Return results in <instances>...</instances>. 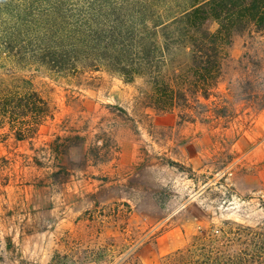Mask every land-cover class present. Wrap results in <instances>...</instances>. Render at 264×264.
<instances>
[{"label": "rangeland", "instance_id": "obj_1", "mask_svg": "<svg viewBox=\"0 0 264 264\" xmlns=\"http://www.w3.org/2000/svg\"><path fill=\"white\" fill-rule=\"evenodd\" d=\"M13 71L51 116L0 143V264H161L228 222L264 246V35L234 37L212 96L174 112L142 78Z\"/></svg>", "mask_w": 264, "mask_h": 264}, {"label": "trees", "instance_id": "obj_2", "mask_svg": "<svg viewBox=\"0 0 264 264\" xmlns=\"http://www.w3.org/2000/svg\"><path fill=\"white\" fill-rule=\"evenodd\" d=\"M248 32L264 35V0H0V143L33 141L51 116L15 68L142 78L149 107L174 112L212 96L233 38ZM224 226L161 264H264V246L248 249L250 227Z\"/></svg>", "mask_w": 264, "mask_h": 264}]
</instances>
